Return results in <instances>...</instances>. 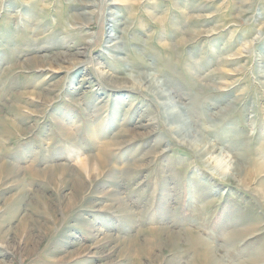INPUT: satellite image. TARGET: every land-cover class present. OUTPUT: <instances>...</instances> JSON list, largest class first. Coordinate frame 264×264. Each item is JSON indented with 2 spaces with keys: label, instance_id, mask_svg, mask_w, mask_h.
<instances>
[{
  "label": "rangeland",
  "instance_id": "obj_1",
  "mask_svg": "<svg viewBox=\"0 0 264 264\" xmlns=\"http://www.w3.org/2000/svg\"><path fill=\"white\" fill-rule=\"evenodd\" d=\"M259 163L264 0H0V264H264Z\"/></svg>",
  "mask_w": 264,
  "mask_h": 264
},
{
  "label": "bare ground",
  "instance_id": "obj_2",
  "mask_svg": "<svg viewBox=\"0 0 264 264\" xmlns=\"http://www.w3.org/2000/svg\"><path fill=\"white\" fill-rule=\"evenodd\" d=\"M85 4L87 5L88 3L86 2ZM116 39L117 38L114 35H110V40H113L114 42L111 45L112 47L117 44L115 42ZM87 43L91 44V42ZM114 49H116V47ZM68 57V55L63 53L60 55H54L50 58H44L42 59V61L44 66H47L46 63L48 61L58 62L59 60H62V62L66 65H69L72 61H75L72 60L71 56L69 57V59ZM117 61H119V59ZM121 62L123 63V61ZM137 77L139 78L136 79L129 76V79L133 83V86L136 87V89L145 93L152 92L154 98L159 101L157 102L158 106L163 110V112H165V129H168L171 134H174L181 144H186L188 147H191V149H193L197 154L202 155L205 158V161H211L213 159L212 161H214L215 163V161L220 159L221 162H219V164H224V162L222 161L224 159H221L223 157L222 149L214 145L212 141L204 138L203 135L199 133V131H197L189 124V118L185 115V108L177 103L174 97H171V94L168 92L167 88L164 87L165 84L162 81L158 83L153 82L143 74H137ZM189 139L190 142L188 141ZM212 163L213 162H211V164ZM228 165L230 166L229 170L233 172V175L239 176L242 167L238 166L237 164L233 165L230 160L228 161ZM224 167L227 168V166ZM263 167L264 164L262 165L261 163L255 165V167L253 168L254 173L258 174V172H262L264 169Z\"/></svg>",
  "mask_w": 264,
  "mask_h": 264
}]
</instances>
